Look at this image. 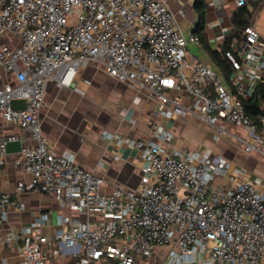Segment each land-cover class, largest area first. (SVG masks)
Here are the masks:
<instances>
[{
    "label": "built area",
    "instance_id": "1",
    "mask_svg": "<svg viewBox=\"0 0 264 264\" xmlns=\"http://www.w3.org/2000/svg\"><path fill=\"white\" fill-rule=\"evenodd\" d=\"M255 1L235 0L238 6ZM243 35L245 59L263 68L259 30L248 25ZM198 41L182 32L167 0H0V114L34 141L17 152L14 163L31 179L19 181L16 191L49 194L73 214L60 217L63 227L53 235L39 232L46 214L0 235V248L12 245L21 256L16 264L50 258L69 264H264V188L223 154L177 147L162 122L153 124L149 139L104 131L143 160L135 188L113 182L106 192L102 176L71 152L57 154L42 131L48 83L69 87L82 67L99 63L110 77L148 91L161 119L205 122L213 140L230 137L246 153L264 157V115L256 122L214 67L198 58L187 62L188 45ZM226 56L241 67L232 51ZM233 80L245 95L238 77ZM14 99L24 100L25 108H13ZM15 140L0 137V172L6 144ZM13 204L0 190V226Z\"/></svg>",
    "mask_w": 264,
    "mask_h": 264
},
{
    "label": "crops",
    "instance_id": "2",
    "mask_svg": "<svg viewBox=\"0 0 264 264\" xmlns=\"http://www.w3.org/2000/svg\"><path fill=\"white\" fill-rule=\"evenodd\" d=\"M167 1L178 19L182 32L185 35L194 33L199 37L197 43H190L187 47V62L192 64L194 59L198 58L214 67L223 75L225 83L236 96L243 102L249 99L257 87L264 84V67L258 68L245 59L244 29L242 25H236L234 16L245 18L248 25L259 30V44L263 47L260 59L264 60V0H256L244 7L238 6L235 0H204L205 17L201 27L194 0ZM232 34L234 38L228 51L234 53L241 67L231 68L229 75L226 76L216 63L214 52H221L226 38ZM235 77H238L246 88L245 95L239 94L233 80ZM182 98L186 102L191 101L187 96ZM159 107L158 102L149 96L148 91H139L128 83L118 81L110 77L99 63H90L78 71L69 87H59L53 81L48 83L40 119L43 134L49 139L52 149L57 154L73 153L79 164L106 180L103 190L110 192L113 182L135 188L139 184L143 160L136 151L109 140L105 137L104 131L137 139H149V130L153 124L162 122L177 140L186 132L188 123L193 121L180 116L170 120L161 119L154 115ZM198 122L207 125L205 122ZM228 128L233 132H241L237 126L230 125ZM211 133L209 126L210 137ZM8 135L17 136L21 145L34 144L28 131L6 122L0 114V137ZM176 140L177 147L191 149L177 145ZM232 140L237 149L231 144H215L214 149L207 147L202 149L213 154L221 153L232 160L237 168H241L233 160V156L229 158L227 155L233 150L248 153L236 140ZM115 155L119 158L115 159ZM16 157L17 152H8L6 164L0 172V190L9 193L14 201L9 208L7 222L0 226V235L9 228H20L30 224L41 214H46L48 219L46 224L40 227L39 232L53 235L63 227L59 222L60 217L69 218L73 214L68 207L49 194L31 190L16 191V184L19 181L28 182L31 179V175L23 166L14 163ZM245 175L260 182L264 188V181L261 178L246 172ZM19 260L21 256L12 245L6 244L0 248V264H16ZM54 260L57 261L56 264L70 263L67 259ZM49 262L50 259L47 264Z\"/></svg>",
    "mask_w": 264,
    "mask_h": 264
},
{
    "label": "rangeland",
    "instance_id": "3",
    "mask_svg": "<svg viewBox=\"0 0 264 264\" xmlns=\"http://www.w3.org/2000/svg\"><path fill=\"white\" fill-rule=\"evenodd\" d=\"M186 132H183L176 140L177 145L191 149L197 147L199 149L212 148L214 149L215 144L217 145H232L235 147V142L228 137H223L218 143H215L213 139L208 135L209 126L194 120L188 123ZM212 130V129H211ZM237 149V146L234 148ZM217 152H215L216 154ZM233 156V160L241 166L243 172L255 175L264 181V159L258 154H245L243 152H235L234 150L228 153L227 157ZM54 258H50L49 264H56ZM63 262V261H62Z\"/></svg>",
    "mask_w": 264,
    "mask_h": 264
},
{
    "label": "trees",
    "instance_id": "4",
    "mask_svg": "<svg viewBox=\"0 0 264 264\" xmlns=\"http://www.w3.org/2000/svg\"><path fill=\"white\" fill-rule=\"evenodd\" d=\"M195 7L198 10V17H199V27L202 26L204 22L205 12H204V0H194ZM246 6V5H244ZM242 6V7H244ZM234 22L236 25L243 26V29L248 25L245 18L238 17L237 15L234 16ZM234 35H230L226 38L223 48L221 52H214L216 63L220 67V69L223 71V73L228 76L231 68H233L232 62L229 60V58L226 56V52L228 49L231 48V42L233 41ZM245 108L247 113L254 119L256 122L259 123V116L264 115V84L259 85L254 92V94L247 100L244 101ZM260 124V123H259Z\"/></svg>",
    "mask_w": 264,
    "mask_h": 264
},
{
    "label": "water",
    "instance_id": "5",
    "mask_svg": "<svg viewBox=\"0 0 264 264\" xmlns=\"http://www.w3.org/2000/svg\"><path fill=\"white\" fill-rule=\"evenodd\" d=\"M11 106L15 109H23L25 108V101L22 99H14L11 102ZM7 152H18L21 149V141L15 140V141H9L6 144Z\"/></svg>",
    "mask_w": 264,
    "mask_h": 264
}]
</instances>
